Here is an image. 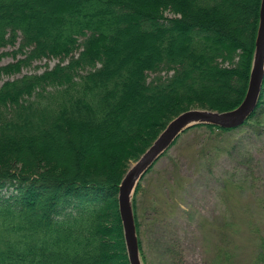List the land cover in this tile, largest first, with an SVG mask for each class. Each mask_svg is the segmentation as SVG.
I'll list each match as a JSON object with an SVG mask.
<instances>
[{"label":"trees","instance_id":"1","mask_svg":"<svg viewBox=\"0 0 264 264\" xmlns=\"http://www.w3.org/2000/svg\"><path fill=\"white\" fill-rule=\"evenodd\" d=\"M260 3L0 0V46L24 55L0 77L59 59L0 84V264H129L117 201L129 160L180 112L243 101Z\"/></svg>","mask_w":264,"mask_h":264},{"label":"rangeland","instance_id":"2","mask_svg":"<svg viewBox=\"0 0 264 264\" xmlns=\"http://www.w3.org/2000/svg\"><path fill=\"white\" fill-rule=\"evenodd\" d=\"M17 48L0 46V65L23 58ZM57 62L34 59L20 72L2 75L0 84ZM255 111L252 125L181 132L138 179L131 205L142 264H252L257 238L264 235V108ZM137 160L130 159L127 170ZM30 237L33 247L37 237Z\"/></svg>","mask_w":264,"mask_h":264},{"label":"water","instance_id":"3","mask_svg":"<svg viewBox=\"0 0 264 264\" xmlns=\"http://www.w3.org/2000/svg\"><path fill=\"white\" fill-rule=\"evenodd\" d=\"M264 77V0H261L259 24L255 41V52L252 63L248 89L243 101L235 108L226 111L211 109H188L170 120L165 128L154 139L152 144L138 158L136 163L125 173L119 184L117 195L118 211L121 218L123 236L129 264H142L136 227L131 205V188L133 182L144 173L153 160L164 152L175 138L187 127L196 123H212L222 127H236L244 122L256 108Z\"/></svg>","mask_w":264,"mask_h":264},{"label":"bare ground","instance_id":"4","mask_svg":"<svg viewBox=\"0 0 264 264\" xmlns=\"http://www.w3.org/2000/svg\"><path fill=\"white\" fill-rule=\"evenodd\" d=\"M135 182H136V180L133 182V184H132V187L135 185ZM134 188V187H133ZM132 188H131V191L130 192H132Z\"/></svg>","mask_w":264,"mask_h":264}]
</instances>
